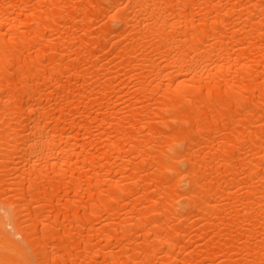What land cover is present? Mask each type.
I'll return each instance as SVG.
<instances>
[{
    "label": "bare ground",
    "instance_id": "bare-ground-1",
    "mask_svg": "<svg viewBox=\"0 0 264 264\" xmlns=\"http://www.w3.org/2000/svg\"><path fill=\"white\" fill-rule=\"evenodd\" d=\"M0 264H264V0H0Z\"/></svg>",
    "mask_w": 264,
    "mask_h": 264
}]
</instances>
